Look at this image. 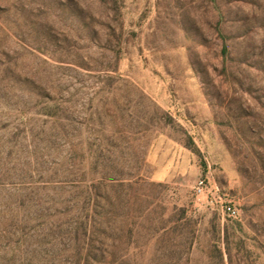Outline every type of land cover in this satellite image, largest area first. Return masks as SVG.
<instances>
[{
  "label": "rangeland",
  "instance_id": "374dc122",
  "mask_svg": "<svg viewBox=\"0 0 264 264\" xmlns=\"http://www.w3.org/2000/svg\"><path fill=\"white\" fill-rule=\"evenodd\" d=\"M83 246L264 264V0H0V264Z\"/></svg>",
  "mask_w": 264,
  "mask_h": 264
},
{
  "label": "built area",
  "instance_id": "2783aa9c",
  "mask_svg": "<svg viewBox=\"0 0 264 264\" xmlns=\"http://www.w3.org/2000/svg\"><path fill=\"white\" fill-rule=\"evenodd\" d=\"M205 190V185H204V182L201 180L198 182L196 188H195V192L200 195L204 192ZM226 212L227 214L231 217V218H236L237 216V211L236 209L234 208H231V207H226Z\"/></svg>",
  "mask_w": 264,
  "mask_h": 264
},
{
  "label": "trees",
  "instance_id": "16d2710c",
  "mask_svg": "<svg viewBox=\"0 0 264 264\" xmlns=\"http://www.w3.org/2000/svg\"><path fill=\"white\" fill-rule=\"evenodd\" d=\"M83 248H84V246L81 247V249H80L78 252H76V256H77L76 261H77V264H81L82 262H83V264H89L90 261H95V262H97L96 259H94V258H92V257H87L88 255H85V256H84Z\"/></svg>",
  "mask_w": 264,
  "mask_h": 264
}]
</instances>
